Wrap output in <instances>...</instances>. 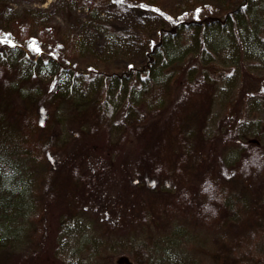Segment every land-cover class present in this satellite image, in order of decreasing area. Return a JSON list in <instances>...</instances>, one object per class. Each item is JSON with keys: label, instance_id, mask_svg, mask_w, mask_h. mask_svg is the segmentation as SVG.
I'll use <instances>...</instances> for the list:
<instances>
[{"label": "trees", "instance_id": "16d2710c", "mask_svg": "<svg viewBox=\"0 0 264 264\" xmlns=\"http://www.w3.org/2000/svg\"><path fill=\"white\" fill-rule=\"evenodd\" d=\"M80 1L96 15L155 12L164 25L143 65L110 73L82 63L51 25L0 23V250L26 235L55 257L68 226L94 210L103 229L85 240L93 252L136 243L132 262L149 264L154 240L204 234L212 257L264 264V141L240 131L237 117L206 133L223 74L206 65L221 66L225 52L236 66L242 48L264 61V0L177 15L146 0Z\"/></svg>", "mask_w": 264, "mask_h": 264}, {"label": "rangeland", "instance_id": "374dc122", "mask_svg": "<svg viewBox=\"0 0 264 264\" xmlns=\"http://www.w3.org/2000/svg\"><path fill=\"white\" fill-rule=\"evenodd\" d=\"M147 2L152 7H161L168 13L177 15L204 5L225 10L230 6L231 0H146ZM18 17H30L35 25L45 23L55 27L78 46L82 63L110 73L133 65H143L148 45L155 38L156 31L164 25L163 17L155 12L131 8L119 10L115 6H108L96 15L83 7L80 0H0V23L3 27H11ZM259 36L264 43L263 27ZM246 49L249 52V48ZM244 52L245 49L242 48L236 66H226L232 64L236 57L231 58L225 52H220L223 57L221 66L218 63L206 65L209 72L223 71V74H218L220 81L206 133L210 136L217 134L223 118L237 117L240 131L250 137L261 135V140L264 141V83L258 89V84L254 82L264 76V61ZM250 80L253 82H249ZM256 91V96H252ZM104 199L105 209L109 215L113 214L115 195L111 193L110 196H103ZM93 215L94 210L93 213L89 211L85 217L79 216L68 226L69 232L66 233L70 239L63 248L55 250V257L43 250L41 245L34 248L29 241L31 239H26L24 235L21 243L14 241L8 247V252L7 249L0 250V264H134L132 250L136 243H126L125 248L127 246L128 249L115 254H104L102 248H97L94 252L91 250L94 242L85 240L96 236L97 231L103 229L102 220L95 219ZM105 216L106 212L103 214L104 218ZM22 223V220L17 222ZM26 227V233L30 234L31 226ZM188 239L175 242L154 240L158 244H149V264H233L226 257H212L209 252L212 243L206 240L204 234L199 238ZM123 258L127 260L123 261ZM105 259L109 262H104Z\"/></svg>", "mask_w": 264, "mask_h": 264}, {"label": "water", "instance_id": "95a60500", "mask_svg": "<svg viewBox=\"0 0 264 264\" xmlns=\"http://www.w3.org/2000/svg\"><path fill=\"white\" fill-rule=\"evenodd\" d=\"M122 260H123V261H126L127 259H126V258H123Z\"/></svg>", "mask_w": 264, "mask_h": 264}]
</instances>
